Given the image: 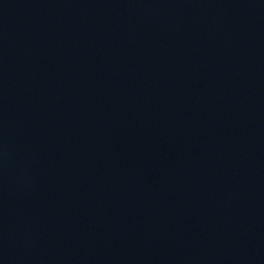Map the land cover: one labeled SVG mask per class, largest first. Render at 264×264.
<instances>
[{
    "label": "water",
    "instance_id": "95a60500",
    "mask_svg": "<svg viewBox=\"0 0 264 264\" xmlns=\"http://www.w3.org/2000/svg\"><path fill=\"white\" fill-rule=\"evenodd\" d=\"M0 264H264V0H0Z\"/></svg>",
    "mask_w": 264,
    "mask_h": 264
}]
</instances>
